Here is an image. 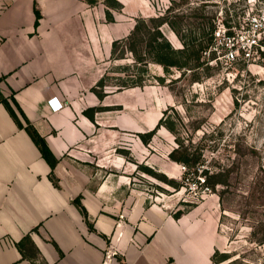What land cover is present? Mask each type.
<instances>
[{"label": "crops", "instance_id": "0c3cea01", "mask_svg": "<svg viewBox=\"0 0 264 264\" xmlns=\"http://www.w3.org/2000/svg\"><path fill=\"white\" fill-rule=\"evenodd\" d=\"M34 2L41 16L36 28ZM103 17L101 5L82 0H0V93L13 96L58 159L53 174L59 186L0 104V264H26L18 263L13 243L35 227L31 238L47 264H212L209 253L219 249L212 208L174 219L136 192L125 193L118 174L106 173L94 186V174L84 169L95 163L118 172L126 160L108 152L107 143L126 131L142 133L136 101L128 109L114 98L121 92L102 100L92 92L111 42L132 27L114 22L108 28ZM50 98L65 105L53 112ZM94 108L91 121L83 112ZM98 149L102 155L93 162L88 152ZM175 167L170 163L167 171L176 173ZM78 196L94 231L72 204Z\"/></svg>", "mask_w": 264, "mask_h": 264}, {"label": "rangeland", "instance_id": "374dc122", "mask_svg": "<svg viewBox=\"0 0 264 264\" xmlns=\"http://www.w3.org/2000/svg\"><path fill=\"white\" fill-rule=\"evenodd\" d=\"M92 1L90 5L104 9L108 28L114 22L132 25L121 39L138 19L148 26L151 19L152 25L166 20L172 26L164 22L160 32L174 49H181V35L193 30L199 36L209 24L215 26L197 70L182 74L172 68L165 75L160 65L147 66V74L162 77L164 85L152 81L122 93L113 87L114 78L133 73V68L121 72L133 64L130 55L115 61L109 55L98 64L101 77L109 72L106 95L121 92L122 97L114 98L128 109L137 102L140 134L155 128L159 120L161 125L145 144L130 131L112 137L108 152L125 158L126 165L118 172L95 163L86 165L84 169L94 174L92 185L106 173L118 174L125 193L134 191L147 205L169 210L173 216L199 206L212 208L211 235L219 249L210 251V261L217 250L228 258L217 264H264V0ZM228 50L236 54L234 60L225 59ZM182 149L199 156L198 162L186 166L169 158L173 150L179 151V158ZM88 155L96 162L102 151ZM170 163L177 165L176 173L167 171ZM209 175H214L209 179L214 188L206 189L201 180Z\"/></svg>", "mask_w": 264, "mask_h": 264}, {"label": "trees", "instance_id": "16d2710c", "mask_svg": "<svg viewBox=\"0 0 264 264\" xmlns=\"http://www.w3.org/2000/svg\"><path fill=\"white\" fill-rule=\"evenodd\" d=\"M88 4L94 3L92 0L87 1ZM34 15H35V28L38 25V20L40 19V12L37 9L36 3L34 2ZM108 19L110 18L109 14L106 13ZM111 20V18L109 19ZM151 26H148L144 19L136 20V23L130 32V34L120 40H114L111 43L110 48V60H121L125 59L127 54L130 55L132 59V65H127L122 67L121 72L125 73L127 70L133 68V73L127 74L124 76H117L114 79L116 80L113 87L117 91H122L130 88H142L146 85H150L153 82H157L159 85H164V79L160 76H150L147 74V66L149 64H157L162 67L163 73L165 75L171 74V69H176L178 71H183L184 74L186 71L197 70L201 67L202 63L200 62L203 53L206 51L208 46L211 44L212 39L214 38L215 26L209 24L206 28H203L199 34L196 36L193 30H190L189 34L181 35L180 41L182 44L181 49H174L171 44L163 37L160 32V26L167 23L170 27L172 26L171 22L161 21L156 25L154 24V19L149 20ZM228 34H230L228 32ZM231 36V35H228ZM203 42L205 44L203 45ZM257 46H260L259 44ZM109 73V72H108ZM108 73L99 79L96 83V86L92 88V92L102 100L106 95L104 88L110 85H106L107 80L110 79ZM181 74V75H182ZM2 79H0L1 82ZM0 104L3 105L9 116L12 118L18 129L24 130L26 134L30 137L33 144L38 149L41 158L46 162L50 167L51 172L49 174V180L54 187L59 188L58 180L53 174V170L58 163V159L52 154L49 147L47 146L43 137L36 131L30 121L23 114L21 109L18 107L13 96L5 98L0 93ZM98 111V108L88 109L84 111V115L93 121L94 112ZM161 125V120L157 123L155 128L148 131L145 134H138V137L141 139L143 144L148 143L151 137L155 134L157 129ZM165 128L173 132L171 126L164 125ZM183 152L178 158L176 154L179 153L177 150H173L169 154V158L172 161L177 163L190 166V163L195 164L199 160L198 157L191 156L187 152V149H182ZM204 170L201 169V173ZM206 173H204L205 175ZM214 175H209L208 178H204V183L207 187H213V182L210 183L209 179L213 178ZM72 204L76 207L85 223L88 226L90 231H94L92 224L89 222V217L86 209L81 203V197L78 196L72 200ZM180 215V214H179ZM179 215H174V219H178ZM38 227L33 228L30 232L24 234L17 242H14V247L19 252L21 258L18 263L26 262V264H47L42 258L40 251L36 247L35 243L31 238L32 233H37ZM55 248L56 245L52 243ZM59 254L62 253L59 251ZM219 256V258H217ZM227 254L218 253L216 250L212 257L211 261L213 264H217L227 260Z\"/></svg>", "mask_w": 264, "mask_h": 264}, {"label": "built area", "instance_id": "2783aa9c", "mask_svg": "<svg viewBox=\"0 0 264 264\" xmlns=\"http://www.w3.org/2000/svg\"><path fill=\"white\" fill-rule=\"evenodd\" d=\"M235 55L236 54H234V52L232 50H228L226 52V54H225V59L229 60V61L230 60H234L235 59ZM246 55H248V53ZM63 105H65V104H62L60 102H56L55 98H50L48 100V106H49L50 110L53 111V112L60 110ZM183 169H184V167H183ZM203 184H204V178H202V180H201V185H203ZM204 186H205V184H204ZM205 188L208 189L207 186H205Z\"/></svg>", "mask_w": 264, "mask_h": 264}]
</instances>
